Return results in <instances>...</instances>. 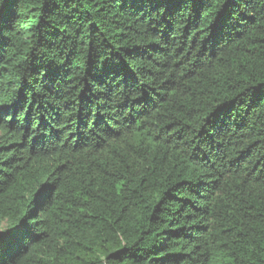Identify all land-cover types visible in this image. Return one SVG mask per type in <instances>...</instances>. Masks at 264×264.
<instances>
[{
    "label": "trees",
    "instance_id": "obj_1",
    "mask_svg": "<svg viewBox=\"0 0 264 264\" xmlns=\"http://www.w3.org/2000/svg\"><path fill=\"white\" fill-rule=\"evenodd\" d=\"M0 264H264V0H0Z\"/></svg>",
    "mask_w": 264,
    "mask_h": 264
}]
</instances>
